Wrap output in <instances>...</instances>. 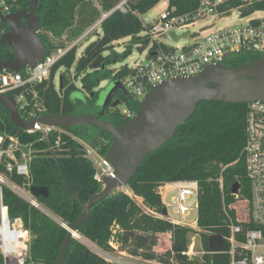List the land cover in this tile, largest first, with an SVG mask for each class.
<instances>
[{"label":"trees","instance_id":"1","mask_svg":"<svg viewBox=\"0 0 264 264\" xmlns=\"http://www.w3.org/2000/svg\"><path fill=\"white\" fill-rule=\"evenodd\" d=\"M29 1L7 0L13 5V13L21 12ZM121 1L39 0L37 16L42 22V32L50 33L52 40L42 33L38 37L47 44L49 54L59 48L65 49ZM164 1L168 2L166 12L169 20L186 15L194 22L193 17L199 8L200 0H129V12L123 14L117 11L105 19L101 25V34H97V40L82 52L77 62L76 73L82 78L80 91L82 96H74L73 93L78 90L74 84L70 85L64 76V87L60 93L56 92L54 85L56 74L61 67L70 70L75 65L78 46L69 50L53 68L49 81L35 86L38 93L47 96L45 113L58 116L85 114L88 99L94 98L92 102L96 107L103 104L102 98H106L107 89L98 91L103 81L110 80L111 85L117 81L123 84L126 78L134 75L136 71L134 68L121 67L114 71L109 69L117 61L127 59L131 53L129 49L122 55L112 53L115 42L132 38L135 44L143 45L139 49L141 52L150 47L149 56L158 48L165 51L174 50L175 48L166 46L165 43H161L160 46L153 43L149 30L154 24L144 25L139 18ZM236 9L241 11L240 17L246 18L258 11H264V0H225L218 11L228 14ZM5 30L9 31L7 24L0 27V37ZM142 31L146 32L145 38L138 36ZM192 36L197 37L196 34ZM107 53L108 55H105ZM259 57L255 54H242L241 57L227 61L226 64L238 68L242 64L258 60ZM14 60L13 52L8 47L0 46V63ZM119 103L124 104L126 106L124 110L132 114L137 113L140 105V101L129 93L128 97L122 98ZM248 107L247 104L216 102L199 104L194 115L186 124L179 127L170 142L143 161L128 186L135 198L127 191L118 189L93 207L86 222L77 230V234L107 248L112 231L119 227L120 233L117 237L120 238L123 248L133 256H141L148 260L159 259L163 262L174 259L175 264H200L198 259L189 262L182 255V252L188 249L191 234L195 233V230L163 218V210L167 208L160 193L161 187L171 183L196 181L199 184L198 234L201 236L203 247L206 251L212 248L217 251L227 250L229 245L221 239L230 233L228 215L235 216V210L229 208L236 201L234 188L238 184V193L243 199L250 198L251 193L243 155ZM115 108L110 111L112 115L119 116V126L132 119ZM3 114L6 129L21 136L25 141L33 142L39 154L32 163L30 179L14 176L15 181L20 185L30 182L32 186L47 187L50 197L39 198V201L45 204L61 223L43 215L10 190L5 192V203L9 205L10 216L21 218L31 232L30 264H55L68 235V228L81 216L83 206L103 189L102 184L94 181L96 168L85 156L80 142L78 143L80 140L91 145L95 135L92 136L88 128L49 130L48 140L55 149L57 155L55 160L48 141L43 139L41 133L28 135L13 125L10 114L4 108ZM108 115L110 112L107 110ZM22 117L27 118V115L22 113ZM58 140L59 148L55 144ZM111 142L110 134L102 135L96 146L97 152L105 156ZM65 182L71 187L77 199L73 198ZM136 198H140L142 204L137 202ZM262 231L264 232V228ZM160 234H170L172 237L171 250L164 254L154 251ZM70 240L61 264H107L101 257L92 253L82 241L74 236H71ZM229 260V256H206L204 264H228Z\"/></svg>","mask_w":264,"mask_h":264},{"label":"built area","instance_id":"2","mask_svg":"<svg viewBox=\"0 0 264 264\" xmlns=\"http://www.w3.org/2000/svg\"><path fill=\"white\" fill-rule=\"evenodd\" d=\"M94 2V0H91ZM225 0H200L199 8L193 17L194 22L190 21L189 16L175 17L168 19V13L162 12L158 17V22L149 30L152 42L158 46L164 43L161 39L169 37L168 33L172 30L176 32L175 27L185 31L197 24L198 21L207 18H223L226 13H219L218 8ZM250 1V0H245ZM129 0H122L109 13L103 14L88 31L83 33L77 40L67 48H59L48 54L46 59L35 68L27 67L22 73H14L9 69L0 71V96L9 95L15 98L18 112L27 115L26 120L42 118L46 115V97L35 90V86L51 79L53 68L58 62L74 47H77L88 36L97 32L105 21L114 12L127 14ZM13 13V5L7 0H0V27L1 16H7ZM242 18V17H241ZM207 30H204L206 32ZM2 32L1 37L7 33ZM203 32V33H204ZM52 40V35L48 32H38ZM190 33V32H189ZM198 34L193 38V43L186 44L182 48L165 51L158 48L152 54L147 55L148 61L139 64L134 69V75L129 76L125 81V90L135 99L140 101L145 97L151 87L160 84L169 78H187L198 75L209 65L226 64L227 58L232 55H241L242 53H251L258 56L264 54V18L247 21L245 24L234 28H225L218 31L214 36H202ZM176 35L177 32H176ZM64 40V37L62 38ZM57 77V76H56ZM56 79V78H55ZM249 105L246 126V141L243 149V155L246 163L247 178L251 184L250 198H242L240 194H235L236 201L229 206L235 210V216L228 215L230 222V233L226 238L221 239L229 245L225 251L210 249L206 251L202 244L201 236L198 231V220L193 226H186L175 220L170 222L182 225L195 230L194 236L188 249L182 252L189 262L198 259L200 264L205 263L206 256H229L228 264H264V103L256 102ZM127 118H133L128 110H123ZM7 124L4 121L3 107L0 104V261L2 264H30L32 235L30 230L25 227L21 218H12L10 216L9 205L5 203V192L12 191L17 197L30 204L33 208L49 217L55 222H59L52 214L50 209L36 198L31 188L32 184L25 183L20 185L15 181L14 176L30 179L32 175V163L37 158L38 151L31 141H25L21 136L9 132ZM57 130L42 126V129L23 130L28 135H34L39 132L43 139L47 140L50 131ZM46 131V134L44 133ZM85 156L91 160L96 168L94 181L102 184L105 178H115V169L101 156L96 149L82 141ZM56 146L59 148L60 141ZM53 148V147H52ZM54 149V148H53ZM172 185V184H171ZM166 185L160 188L163 198V191L171 188ZM178 187L179 195L177 198V213L189 217L193 211V206L189 205L190 197L197 200L199 184L196 181L179 182L172 185ZM198 206V200L195 207ZM226 210V209H225ZM63 225V224H62ZM69 229V228H68ZM119 227L112 231L108 246L102 247L84 239L77 233L74 237L84 243L89 250L97 257H101L107 264H175L174 259L170 262H163L159 259L148 260L141 256H133L127 249L123 248L122 242L118 236ZM169 237L170 247L160 254L171 250L172 237ZM242 237L243 239H240ZM200 238V244L198 239ZM159 254V253H158Z\"/></svg>","mask_w":264,"mask_h":264},{"label":"water","instance_id":"3","mask_svg":"<svg viewBox=\"0 0 264 264\" xmlns=\"http://www.w3.org/2000/svg\"><path fill=\"white\" fill-rule=\"evenodd\" d=\"M39 0H30L26 9L18 13L1 16V22L9 26V31L0 37V46L8 47L14 54L13 62L0 63V71L10 69L14 73H22L27 67L35 68L49 54L47 44L38 37L42 22L37 16ZM189 31L178 36L174 30L168 33L175 43L182 41ZM79 75L75 77L78 81ZM64 87V77L60 78L59 93ZM125 90L121 82H114L106 91L107 95L102 104V112L92 115H53L46 114L42 118L26 120L17 109V102L9 95L0 96V104L10 114L11 121L21 130L96 128L97 133L91 142L96 149L99 138L104 134L112 136V142L105 159L115 169V178H105L103 189L94 195L75 223L68 229V235L58 253L55 264H61L67 252L71 236L85 223L93 207L99 204L118 189L125 190L135 176L143 161L152 153L164 147L175 136L180 126H183L196 112L203 102L226 104L264 103V54L258 60L232 68L227 64L206 66L203 71L193 77L169 78L149 90L140 102L137 113L126 124L114 126L103 117L105 108L110 106L114 92ZM47 97V96H46ZM115 102L113 106H119ZM46 134V131H44ZM55 160L57 155L47 139ZM74 199L77 196L67 182L64 183ZM239 186L234 188L238 193ZM36 198L48 199L50 191L47 187L33 186L31 188ZM168 216L167 209L163 217Z\"/></svg>","mask_w":264,"mask_h":264},{"label":"rangeland","instance_id":"4","mask_svg":"<svg viewBox=\"0 0 264 264\" xmlns=\"http://www.w3.org/2000/svg\"><path fill=\"white\" fill-rule=\"evenodd\" d=\"M167 7H168V5L165 2H162L158 6H156L152 10H150L149 13H147L145 15H141L139 18L141 19V21L143 22L144 25L155 24L156 21L158 20L159 15L162 12H165L167 10ZM240 16H241V11L236 9V10H232L228 14L224 15L222 19H221V17H219V18H207L204 20H200L197 22V24L190 27L189 29H186L185 31L175 27L174 29L176 30L178 36L186 33V31H189L190 33L179 43L173 42L170 37H163L161 40L166 44V46H169V47H172L175 49L176 48H182V47L186 46V44L193 43L194 36H192V35L196 34V36H198V34L203 33L204 30H207L206 32H204L202 34V36H207V35L214 36L215 34L218 33V31H220L222 29L234 28V27L240 26L241 24H245L247 21L255 20L258 18H264V11H258L257 13H255L249 17H246V18H241ZM101 32H102V29L99 28L97 32L95 31L93 34L88 36L84 41H82L78 45L77 60H76L75 65L70 70H68L65 67H61L59 69V71L56 74L57 77L54 81L55 90L57 93H59L60 78H61V76H64L70 85L74 84V86L77 88L78 91L76 93H73L74 96L78 97V96L83 95L82 93H80V91H82V78H79L78 81L74 80L76 75H77L76 65L80 59L82 52L90 44L94 43L97 40V34H101ZM138 36L140 38H145L146 32L142 31ZM113 45H114V49H113L112 53H115L116 55H122L128 49L131 51V53L127 59H122L121 61H117L111 67H109V69H111L112 71L120 69L121 67H128L129 69H132V68L136 67L137 65L146 63L148 61L147 55H148L150 47H148L143 52H141L139 49L142 48L143 45L142 44H135L132 38L120 40L118 42H115ZM242 54L246 55V54H251V53H242ZM242 54L229 56L227 58V61L237 59V58L241 57ZM105 55H108V53ZM126 82L127 81H125L124 86L126 85ZM111 83H112V81H110V80L103 81L101 83L100 87L98 88V91H100V90H101V92L105 91V89H108V87L111 85ZM143 99H144V97H141L140 102ZM125 108H126V106L124 104H120L117 107L118 111H120L121 113H123V110ZM61 130L66 131V129H64V128L57 129V131H61ZM171 184H176V183H171ZM171 188H173V189H171ZM171 188L170 189L166 188L163 191L164 201H165V205H166V208L168 211V216L165 219H168V221L175 220L176 222L184 224L188 227L193 226L195 224V222L198 220V218H197V207H195V205L197 204L196 198L190 197L189 202H188L189 205H192L194 207L193 211L191 212V215L189 217L182 216L179 213H177L178 202L176 200H177L178 195H179V192H178L179 189H178V187L174 188L173 186H171ZM125 191H127V193H129L130 196L134 197L130 193L128 188L125 189ZM136 200H137V202L142 204L141 199L136 198ZM192 236H194V233L191 234V237ZM158 237H159L158 244L156 245L154 251L160 254L162 252H165V250L169 249L170 242H169V237L167 235H162V236L158 235ZM200 242L201 241L199 238L198 244H200Z\"/></svg>","mask_w":264,"mask_h":264},{"label":"flooded vegetation","instance_id":"5","mask_svg":"<svg viewBox=\"0 0 264 264\" xmlns=\"http://www.w3.org/2000/svg\"><path fill=\"white\" fill-rule=\"evenodd\" d=\"M28 7V5H26L25 7H23V9H26ZM127 98L128 97V92L126 91H124V90H118V91H116V92H114V95H113V97H112V101H111V104H110V106H108L107 108H105V116L103 117L105 120H108L109 122H111V124H113L114 126H116V127H119V116L118 115H112V113H111V109L112 108H117L118 106H113V104L115 103V102H121V99L122 98ZM94 98H91V99H88L87 100V106L85 107V111L87 112V113H90V114H92V115H98V114H100L102 111V105H100L99 107H96L95 105H93V102H92V100H93ZM100 99V96H99V98H98V100ZM104 97L102 98V103L104 102ZM98 102V101H97ZM115 108V109H116ZM114 109V110H115ZM107 110L110 112V115H108L107 116ZM88 129H90L91 130V132H92V136H94L96 133H97V129L96 128H88ZM85 130H86V128H85ZM112 137V136H111Z\"/></svg>","mask_w":264,"mask_h":264},{"label":"crops","instance_id":"6","mask_svg":"<svg viewBox=\"0 0 264 264\" xmlns=\"http://www.w3.org/2000/svg\"><path fill=\"white\" fill-rule=\"evenodd\" d=\"M167 5H168V2H166V1H164ZM172 185H174V184H172ZM171 185V186H172ZM171 186H169V187H171ZM168 189H170V188H168ZM171 189H173V188H171ZM138 199H140V198H138ZM162 200L164 201V195H163V198H162ZM165 202V201H164ZM162 235H167V234H160L159 236H162Z\"/></svg>","mask_w":264,"mask_h":264}]
</instances>
